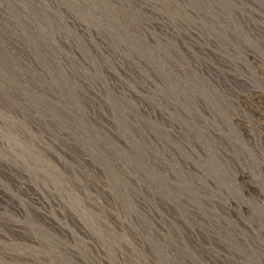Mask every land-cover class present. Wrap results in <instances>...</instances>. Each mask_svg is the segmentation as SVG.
Segmentation results:
<instances>
[{"label": "rangeland", "instance_id": "1", "mask_svg": "<svg viewBox=\"0 0 264 264\" xmlns=\"http://www.w3.org/2000/svg\"><path fill=\"white\" fill-rule=\"evenodd\" d=\"M202 2L0 0V207L83 215L98 242L61 264L202 263L198 187L224 171L182 53Z\"/></svg>", "mask_w": 264, "mask_h": 264}, {"label": "bare ground", "instance_id": "2", "mask_svg": "<svg viewBox=\"0 0 264 264\" xmlns=\"http://www.w3.org/2000/svg\"><path fill=\"white\" fill-rule=\"evenodd\" d=\"M202 4L193 26L196 42L184 36L182 53L205 91L191 100L201 130L200 161L221 163L224 171L220 180L214 174L199 183V259L264 264V0ZM67 210L0 207V264H61L57 253L81 262L68 244L81 241L88 248L89 241L98 239L82 222L83 215L78 221ZM91 252L95 258L102 255L96 248Z\"/></svg>", "mask_w": 264, "mask_h": 264}]
</instances>
